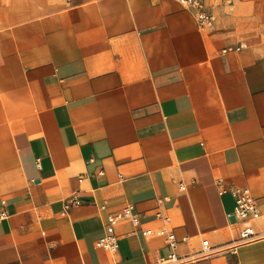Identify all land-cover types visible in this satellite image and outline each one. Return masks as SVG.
<instances>
[{"label":"crops","instance_id":"0c3cea01","mask_svg":"<svg viewBox=\"0 0 264 264\" xmlns=\"http://www.w3.org/2000/svg\"><path fill=\"white\" fill-rule=\"evenodd\" d=\"M256 3L201 29L180 0H0V264H156L172 249L146 229L173 231L185 264H264ZM233 187L260 218L233 219ZM129 204L139 224L98 247Z\"/></svg>","mask_w":264,"mask_h":264},{"label":"built area","instance_id":"2783aa9c","mask_svg":"<svg viewBox=\"0 0 264 264\" xmlns=\"http://www.w3.org/2000/svg\"><path fill=\"white\" fill-rule=\"evenodd\" d=\"M184 7L189 10L196 22L201 29H208L214 26L215 15L211 8L209 7L207 0H180ZM246 47V44L241 43L237 49H242ZM231 193L236 199V209L234 216L236 219L246 220V219H258L261 216L257 200L252 195L248 187H233L230 189ZM80 200L77 197L70 198L66 201L65 211L69 209L72 205H78ZM7 214L4 210L0 213V218H3ZM168 219V217H167ZM121 221H132L135 224H139L140 217L138 213L134 211V206L129 204L124 209L119 212L111 213L108 216V225L106 234L97 241V246L107 249L109 251H117L119 249V239L116 235L115 226ZM144 236H164L168 245L171 247L172 252L166 257H160L156 264H185L189 261V257L179 255L176 250L179 245V240L177 239L173 231H168L166 229H146L143 231ZM256 236L254 227L251 225H246L241 232V240H251ZM201 255H210L215 252L210 245L209 241L206 239L202 243Z\"/></svg>","mask_w":264,"mask_h":264},{"label":"rangeland","instance_id":"374dc122","mask_svg":"<svg viewBox=\"0 0 264 264\" xmlns=\"http://www.w3.org/2000/svg\"><path fill=\"white\" fill-rule=\"evenodd\" d=\"M211 1V2H210ZM222 3H226V6H232L234 4V0H207V3L209 5V7L211 8V10L213 11L214 15H215V22H214V26L216 24V21H217V16H216V13L214 12L215 10V7L218 5V6H221V2ZM242 1H245V0H242ZM254 1V0H253ZM257 1V3L255 5L256 8H257V11L255 12L256 16H258L259 18V22L262 23V20H264V0H255ZM242 4V3H241ZM243 6V4L241 5ZM244 7H247V4H245ZM244 7H242V9H244ZM254 7V6H253ZM251 8V7H250ZM255 8V9H256ZM247 8H245L243 11H245ZM260 17H259V15ZM213 26V27H214Z\"/></svg>","mask_w":264,"mask_h":264},{"label":"water","instance_id":"95a60500","mask_svg":"<svg viewBox=\"0 0 264 264\" xmlns=\"http://www.w3.org/2000/svg\"><path fill=\"white\" fill-rule=\"evenodd\" d=\"M233 219L235 220V216L233 217Z\"/></svg>","mask_w":264,"mask_h":264}]
</instances>
